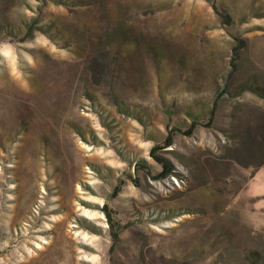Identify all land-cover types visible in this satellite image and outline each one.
Masks as SVG:
<instances>
[{"label": "rangeland", "instance_id": "374dc122", "mask_svg": "<svg viewBox=\"0 0 264 264\" xmlns=\"http://www.w3.org/2000/svg\"><path fill=\"white\" fill-rule=\"evenodd\" d=\"M254 75L264 0H0V264H264Z\"/></svg>", "mask_w": 264, "mask_h": 264}, {"label": "trees", "instance_id": "16d2710c", "mask_svg": "<svg viewBox=\"0 0 264 264\" xmlns=\"http://www.w3.org/2000/svg\"><path fill=\"white\" fill-rule=\"evenodd\" d=\"M214 10L217 11V8L215 5L213 6ZM226 19H229L230 17L228 15H225ZM31 26V25H30ZM28 31H31L30 27H27ZM242 47L241 43H237V45L233 48V60L231 61L233 65H235V58L237 56L238 51ZM105 66L106 64V57L104 54L98 53L96 54L88 64V67L90 71L92 72V78L94 82H99L101 79H103V76L107 73ZM239 93H242L243 91H249L256 96L264 99V78H259L257 76H252L247 79H244L240 85H239ZM221 92H217L214 97L212 98V104L211 107L208 109L209 114V121H212L215 115V105L218 100V98L221 96ZM202 110V109H201ZM189 114V113H188ZM191 116V115H190ZM187 131H185L187 134H190L192 130L197 126L198 119L193 117ZM178 130V129H176ZM173 138V131H171L164 139L163 146H168L172 143ZM241 146L248 151L253 150V152H249L247 156L249 158H252L253 165L255 167H260L264 165V120L257 121L252 125V131L248 130L246 134L243 136V140L241 141ZM159 145H153L150 149V154L153 157V159L158 162L162 166V172L160 173V176L164 177L169 174L171 170V166L169 162L162 157L161 155L156 153V150L159 149ZM246 152V153H247ZM254 175V172L251 173L250 178H252ZM111 224V221H110ZM112 226V224H111ZM114 239L117 238V232H114L113 235ZM255 257L252 256L250 260H254Z\"/></svg>", "mask_w": 264, "mask_h": 264}]
</instances>
